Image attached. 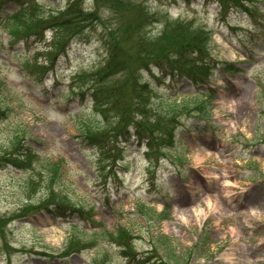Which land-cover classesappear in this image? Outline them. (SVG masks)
<instances>
[{
	"label": "rangeland",
	"instance_id": "1",
	"mask_svg": "<svg viewBox=\"0 0 264 264\" xmlns=\"http://www.w3.org/2000/svg\"><path fill=\"white\" fill-rule=\"evenodd\" d=\"M23 2L0 19V264H132L161 235L182 250L208 237L207 256L186 264H264V0L225 14L216 0ZM178 21L200 31L205 67L186 55L181 71L138 69L173 48ZM110 49L131 67L125 82L100 72ZM134 74L147 139L130 138L132 116L114 138L129 107L107 106L106 124L89 97L115 100L106 91ZM86 123L103 150L84 140Z\"/></svg>",
	"mask_w": 264,
	"mask_h": 264
},
{
	"label": "trees",
	"instance_id": "2",
	"mask_svg": "<svg viewBox=\"0 0 264 264\" xmlns=\"http://www.w3.org/2000/svg\"><path fill=\"white\" fill-rule=\"evenodd\" d=\"M216 1L219 3V5L221 6L225 14L226 12L229 13L231 10H235L236 7L238 6L245 7L243 2L249 1V0H235L234 2L233 0H216ZM7 2H13L17 5H23L22 0H0V18H1V15H2L1 13L3 12L4 6ZM22 10H24V8L21 9L20 11ZM19 12L13 13L11 17L13 19L14 18L16 19L17 16L19 15ZM61 24L64 25L66 24V22L60 23V25L57 24L56 27H54V29L58 31L57 27H60ZM175 33L177 35L175 39L172 40L175 43L173 45V48L169 46V48L166 49L163 54L152 57L149 60L143 62L142 64L140 62L138 69L141 67L142 68L144 67V70H147V68L150 69L151 66H156L163 72L167 70H170V71L172 70L175 72L176 70L181 71V69L177 67V64H175L177 63L176 59L180 60L181 59L180 57L186 56V55L187 56L191 55V57L196 58L194 54L198 53V51L202 55H205L206 51L208 52V47H207L206 42L204 43L202 41V38L200 37V31L195 30L191 24L185 25L182 22L178 21L176 25ZM152 40H154L152 37L144 33V35L141 38H139L137 42L140 52H144L146 54L147 52L145 48L149 45L148 42ZM195 60H198L201 68H204L205 63H207L206 58H199V59L196 58ZM129 63L131 64V61ZM128 67H130V65L128 64L127 60L122 61L118 59L116 51L110 49L108 58L106 59L102 67V70L100 72H103V70H110L111 68L118 69V70H115V72L113 73L114 74L113 76L117 75L121 79V77H126L128 76V74H130ZM127 70H128V73H127ZM136 71L137 69H135V72ZM182 71H185V70L182 68ZM192 72L191 73L187 72L188 76L191 78H194L193 80L196 81L197 77H194ZM195 72H198V71H195ZM99 74L101 73L98 72V75ZM134 75L135 76H134L132 83L130 84L129 82H127V88H124V86L120 87V92L114 88H110L106 91V94L108 95V97L110 95L117 96L116 99L113 101H110L108 99V100H105V102H101L102 101L100 100L101 94H97V92L95 94L94 90H93L92 96H90V99H92L91 101L94 103V108L98 109L100 114L104 117V121L107 122L106 124H110V120H111V116L109 115L111 110L109 109L107 110V106L111 108H116V106L120 103L122 106L129 107V111L127 113L124 114L123 112H120V114H115V116L118 118V122L113 132H111L114 138H116L119 135H123L121 132L124 129L118 131V128L122 125L124 119H128L130 118V116H132L130 119L129 125L134 126L135 128L134 130L136 132L134 134H131L130 138L134 136L137 139H147L146 135L143 134L144 125H142V121L145 117L144 103H146V100H144V89H143L145 87L141 85L140 89H136L137 91L135 90L134 83L136 84L138 75L137 74H134ZM123 82H125V80H123ZM103 107H105L106 109H102ZM116 109H121V107H118ZM127 128L128 127H126V129ZM98 130L99 129L94 128L91 123H86L83 137H84V140L89 141L90 145L97 147L100 151V150H103L104 148L103 146L105 142H104V138L97 134ZM91 132L93 133L91 134ZM172 137H173V134L168 138L170 139ZM168 138L166 137L163 139L167 140ZM19 142L20 141H18V137L15 138L12 141V148L14 149V154H16L15 156L17 157V159H22L24 161L25 155L22 150L23 147L20 146ZM110 143H112V140L109 141V144ZM163 155H165V152L163 153ZM48 172L52 173L53 170L52 169L48 170ZM66 206L67 205H62V204H47V205L44 204L41 206V209H44L49 214H54V215L61 216V217L77 214V211L74 210L73 207L70 206L71 208L67 209L65 208ZM157 215L162 216V215H165V213L163 212ZM120 235L122 237V236H126L127 234H120ZM201 236L202 235L198 237L199 241H197L196 244H194L191 248H186L184 250L180 249L178 245L175 244L172 239L170 240L167 236H164V235H161L159 237L152 236L149 240V250L144 255L143 254L142 255L141 254L130 255L128 256V260H130L132 264H186L187 257H189V259L205 258L207 256V251H208V249H206V243L208 241V237H205L204 235L202 237ZM171 242H172V245H171ZM123 246L126 247V245H123ZM161 251H164V255L160 254ZM153 258L154 260H152Z\"/></svg>",
	"mask_w": 264,
	"mask_h": 264
}]
</instances>
